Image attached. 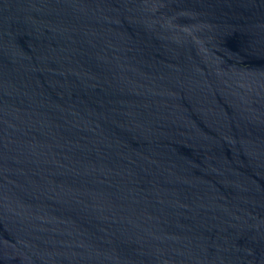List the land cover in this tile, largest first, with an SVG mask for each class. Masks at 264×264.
<instances>
[{
    "label": "water",
    "instance_id": "water-1",
    "mask_svg": "<svg viewBox=\"0 0 264 264\" xmlns=\"http://www.w3.org/2000/svg\"><path fill=\"white\" fill-rule=\"evenodd\" d=\"M0 264H264V0H0Z\"/></svg>",
    "mask_w": 264,
    "mask_h": 264
}]
</instances>
